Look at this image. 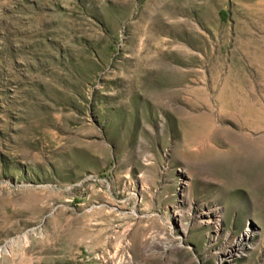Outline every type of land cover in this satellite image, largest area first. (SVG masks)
<instances>
[{
	"label": "rangeland",
	"instance_id": "1",
	"mask_svg": "<svg viewBox=\"0 0 264 264\" xmlns=\"http://www.w3.org/2000/svg\"><path fill=\"white\" fill-rule=\"evenodd\" d=\"M0 264H264V0H0Z\"/></svg>",
	"mask_w": 264,
	"mask_h": 264
},
{
	"label": "bare ground",
	"instance_id": "2",
	"mask_svg": "<svg viewBox=\"0 0 264 264\" xmlns=\"http://www.w3.org/2000/svg\"><path fill=\"white\" fill-rule=\"evenodd\" d=\"M250 235H251V232L250 231H247L245 234H244V236L243 237H241V239H240V241H238V242H236L235 244H234V247L233 248H235V251L236 252H244V251H246V248H247V243H246V241H245V239H247V238H249L250 237ZM249 236V237H248ZM232 248V249H233ZM234 250V249H233ZM235 251H234V253H235Z\"/></svg>",
	"mask_w": 264,
	"mask_h": 264
}]
</instances>
